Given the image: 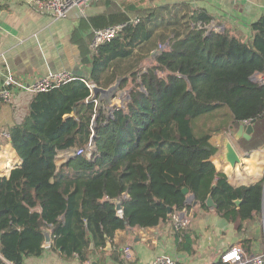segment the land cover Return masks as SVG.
Wrapping results in <instances>:
<instances>
[{
	"label": "trees",
	"instance_id": "obj_1",
	"mask_svg": "<svg viewBox=\"0 0 264 264\" xmlns=\"http://www.w3.org/2000/svg\"><path fill=\"white\" fill-rule=\"evenodd\" d=\"M138 14L135 24L119 9L81 18L71 33L90 68L85 81L108 87L121 78L119 89L129 95L123 106L107 115L103 101L94 103L75 78L33 93L22 121L9 127L20 163L0 176V253L12 264L41 254L45 229L64 258L90 264L116 229L153 227L190 210L184 187L204 210L210 195L217 215L237 230L262 214L264 178L230 184L212 162L209 140L254 119L250 138L239 145L245 153L264 146V84L257 78L264 74V14L250 24L247 41L218 31L202 8ZM117 23H127L119 35L89 47V26ZM166 43L168 50L153 52ZM199 78L215 100L197 96ZM89 141V154L57 164L61 151ZM114 199H121L120 213ZM179 230L178 249L193 252L195 236Z\"/></svg>",
	"mask_w": 264,
	"mask_h": 264
},
{
	"label": "crops",
	"instance_id": "obj_2",
	"mask_svg": "<svg viewBox=\"0 0 264 264\" xmlns=\"http://www.w3.org/2000/svg\"><path fill=\"white\" fill-rule=\"evenodd\" d=\"M160 6H168L172 11L176 10L179 13L202 8L212 16L213 24L218 31L227 30L243 41L251 38L250 24L264 14V0H98L91 5L85 16L79 15L74 9L68 17L56 18L40 8L35 0H0V49L2 52L0 86L6 82L8 75L16 81L25 83H32L50 73H67L73 79H84L89 75L90 68L82 64L79 49L71 41V33L79 26L81 18L86 19L115 9L121 10L131 18H137L138 13L147 14ZM93 29L89 26L86 33L93 35ZM82 34L85 36V32ZM160 49L168 50L169 46L167 43L162 44L161 48L158 46L153 52L156 53ZM152 58L153 56H150L148 60ZM33 93L13 89L11 94V96L15 95L13 104L10 100H0L3 103L0 106V176H7L10 170L20 163V158L6 134H9V127L22 121ZM110 102L115 104L117 99L113 98ZM103 103L105 104L106 101L103 100ZM105 108L107 115L110 116L108 108ZM234 133L213 135L209 140L213 150L212 162L216 169L225 173L229 183L234 186L249 185L263 179L264 146L245 153L239 145V140H234ZM225 137L231 139L242 159L234 169L220 159ZM74 155V151H61L56 159L57 164L63 163L67 157ZM214 209L204 210L192 204L190 210L183 209L173 213L171 218L153 227L135 226L116 229L113 238L108 240L104 247L94 250L90 262L145 264L155 256L165 254L174 258L178 264H211L219 261L221 252L237 243H242L249 253L264 250L262 214L259 219L244 222L241 230H237V225L222 219ZM190 211L192 215L188 216L187 213ZM175 214L186 221L185 225L178 228L179 231L187 230L195 236L191 253L178 249ZM221 221L227 225H233L234 231L240 234V240L229 242L216 239L214 231L217 230L216 226ZM208 225L211 228H207ZM47 230L51 234V242L48 244L44 242L41 254L26 256L22 264H80L76 255L70 258L62 256L60 250L53 245L51 230ZM214 240L216 242L213 243ZM243 240H248V243L245 244ZM106 245H109L108 248ZM126 245L130 246L133 252L131 261L123 258L122 248ZM92 249L93 247L90 248Z\"/></svg>",
	"mask_w": 264,
	"mask_h": 264
},
{
	"label": "built area",
	"instance_id": "obj_3",
	"mask_svg": "<svg viewBox=\"0 0 264 264\" xmlns=\"http://www.w3.org/2000/svg\"><path fill=\"white\" fill-rule=\"evenodd\" d=\"M98 0H35L37 5L43 10L51 13L56 18H65L68 17L72 10H76L79 15H87L88 9L92 4L97 2ZM139 21L138 18L131 19L129 23L135 24ZM127 23H117L112 24L103 28L93 29L92 39L90 41V48L95 49L100 44L114 38L119 35L122 30L125 28ZM161 48V45H160ZM2 57V52L0 49V58ZM257 78L264 84V74L257 75ZM73 79L67 73H50L38 80H35L32 83L19 82L13 79L11 75H8L6 78V82L0 86V100L9 101V98L12 94L13 89L24 90L27 92H40L46 91L53 86H56L60 83L66 82ZM84 81L90 89V99L98 104L100 102L99 99H92V87L95 85L93 83H88L84 79ZM11 87V88H10ZM115 105L120 107V103L115 102ZM108 110V109H107ZM108 114V112H107ZM8 138H10L9 134H6ZM94 145L92 141H89L84 149H77L74 151V154L81 153H90L93 149ZM178 213V211H176ZM174 212V213H176ZM120 213V212H119ZM176 223L175 228L178 229L182 227V225L186 224V221L181 220L177 214H175ZM264 234V210L262 211V222H261ZM123 258L127 261H131L133 259V252L130 246L126 245L122 248ZM219 260L223 264H264V250L259 251L257 253H249L245 250L242 243L234 244L233 246L225 249L220 253ZM0 264H12L11 262L5 260L0 253ZM145 264H178L174 258L169 255H158L155 256L150 261Z\"/></svg>",
	"mask_w": 264,
	"mask_h": 264
},
{
	"label": "water",
	"instance_id": "obj_4",
	"mask_svg": "<svg viewBox=\"0 0 264 264\" xmlns=\"http://www.w3.org/2000/svg\"><path fill=\"white\" fill-rule=\"evenodd\" d=\"M121 78H118L113 84L109 85L108 87H102V86H97L94 85L92 87V99H99L100 101H108L109 99H113L116 91L119 90V83H120ZM127 99H129V95L127 94L126 96ZM112 102H110L108 110L110 115H112L113 110L118 107L115 104H111ZM254 122V119L250 120L249 122H244V123H240L237 126V129L233 135L234 140H239L240 138H245V139H249L252 133V123ZM222 151L220 154V159L224 162L229 164L231 169H234L236 165L240 164L242 159L239 155V153L237 152L236 148L234 147V145L231 142V139L228 137H225L223 139V143H222ZM184 194H188L187 198H186V203H191L195 206L197 204V201L194 200V195L193 194H189L188 193V189L187 188H183L182 189ZM206 206L210 209H214L216 208L215 203L213 202L211 196L209 195L208 198L205 201ZM236 204H239V200H235ZM113 204L115 205V210L117 212H121L122 207H121V199H114L113 200ZM169 210V209H168ZM44 234V242L45 244H48L51 242V234L49 232V230L45 229L43 231ZM109 245H106V248H108ZM93 247V244L91 243L90 248ZM90 264H94L93 262H90Z\"/></svg>",
	"mask_w": 264,
	"mask_h": 264
},
{
	"label": "rangeland",
	"instance_id": "obj_5",
	"mask_svg": "<svg viewBox=\"0 0 264 264\" xmlns=\"http://www.w3.org/2000/svg\"><path fill=\"white\" fill-rule=\"evenodd\" d=\"M200 80H194L199 82V84H197V96H199V98L201 99H208V100H215L214 97L211 94V89L208 85V82L205 80V78H199ZM127 88L125 89H119L118 91H116L115 95L113 96L114 98L117 99V102L120 103L121 106L124 105L125 100L127 99L125 95V93H127ZM15 98V95L10 96L9 100L11 101L10 103L13 104L14 101H12ZM111 99H109L104 105L105 107H109V102ZM106 104L108 106H106ZM112 104V103H111ZM14 108H16V106H14ZM106 110V109H105ZM107 112V111H106ZM190 213V214H189ZM189 213H187V215L191 216L192 212L190 211ZM205 223V222H204ZM206 224V223H205ZM207 225V224H206ZM213 227H214V223H213ZM207 228H211L210 225L207 226ZM217 230L214 231V233L216 234V239L220 240H228L229 242H235L237 239L240 240V234L236 233L234 231V226L229 224L227 225L224 222H219V225L216 226ZM207 230V229H206ZM210 235H212V233H210ZM236 235V236H235ZM213 243L216 242V240L212 241Z\"/></svg>",
	"mask_w": 264,
	"mask_h": 264
}]
</instances>
